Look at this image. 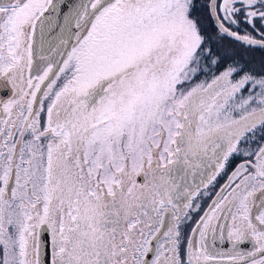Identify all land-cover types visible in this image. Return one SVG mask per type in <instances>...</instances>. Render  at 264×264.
<instances>
[{
	"label": "snow or ice",
	"instance_id": "obj_1",
	"mask_svg": "<svg viewBox=\"0 0 264 264\" xmlns=\"http://www.w3.org/2000/svg\"><path fill=\"white\" fill-rule=\"evenodd\" d=\"M256 47L264 0H0V264H264Z\"/></svg>",
	"mask_w": 264,
	"mask_h": 264
},
{
	"label": "rangeland",
	"instance_id": "obj_2",
	"mask_svg": "<svg viewBox=\"0 0 264 264\" xmlns=\"http://www.w3.org/2000/svg\"><path fill=\"white\" fill-rule=\"evenodd\" d=\"M257 38L259 37L257 36ZM241 54L246 61L250 62L251 66L257 69L264 63V49L262 48L256 47L248 50H241Z\"/></svg>",
	"mask_w": 264,
	"mask_h": 264
},
{
	"label": "flooded vegetation",
	"instance_id": "obj_3",
	"mask_svg": "<svg viewBox=\"0 0 264 264\" xmlns=\"http://www.w3.org/2000/svg\"><path fill=\"white\" fill-rule=\"evenodd\" d=\"M6 90H0V92H4ZM240 161L239 160H234L232 161L231 165L229 166L228 168V172H231L233 167L238 164ZM227 179V176L226 175H221L220 177H218V180H217V186L219 185H223L225 183ZM207 203H210V201H207L204 203V207L206 208L207 207ZM210 244H211V240L209 241ZM248 245H245V247H247ZM215 247L217 250H222V251H228L231 247V245L229 243H227L226 241H220L219 239H217L215 241Z\"/></svg>",
	"mask_w": 264,
	"mask_h": 264
}]
</instances>
